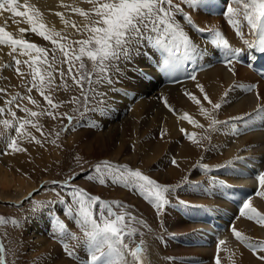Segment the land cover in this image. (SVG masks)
I'll use <instances>...</instances> for the list:
<instances>
[{
	"label": "snow or ice",
	"instance_id": "snow-or-ice-1",
	"mask_svg": "<svg viewBox=\"0 0 264 264\" xmlns=\"http://www.w3.org/2000/svg\"><path fill=\"white\" fill-rule=\"evenodd\" d=\"M82 2L90 7L85 10L78 6L61 5L83 18L82 25L66 19L62 12L55 13L65 28L70 26L83 36L81 39L70 40L60 31L49 29L44 23L43 14L28 0H25L23 4L19 3V0H0V14L9 12L13 18L21 17L29 25L28 29L19 28L21 34L31 31L45 41H50L53 46L51 49L39 47L26 39L14 38L5 27H0V46H7L10 49L8 55L12 59L11 63L0 64V69H14L20 80L19 85L0 86V99H3L0 116L11 117V119L0 120V127L15 132L14 136L6 140V147L10 150L5 152L6 155L26 152L27 148L21 146L22 140L43 147L47 137L38 118L44 115L53 120L67 118L71 123L73 117L68 113L60 112L59 109L65 104H73L77 106L73 108L74 112L79 111L80 106L88 111L87 105L90 99L95 100L97 96L105 95L104 92L97 91L96 86L107 85L113 92L128 95L129 90L147 87L152 79L159 78L160 74L173 79L178 71H184L185 63H195L203 58L207 51L194 42L190 33L210 34L213 50H221V62L227 71L232 76L237 74L235 65L240 63V58L244 54L243 50L232 47L216 26L201 28L194 20V15H199L203 9L212 7L209 0H82ZM223 3L224 8L220 14L235 30L236 36L243 40L248 48L256 46L258 51L264 53V0H223ZM234 5L240 7H234ZM241 14L251 34L257 39L244 40L240 22L236 19ZM49 51L52 52L51 58H49ZM57 52L61 54L62 59H58ZM18 57H27V59L22 60ZM57 64L61 67H56ZM65 65L66 70L63 67ZM248 67L252 65L249 64ZM187 76L188 79L197 80L195 69L187 73ZM0 79L7 78L0 77ZM117 79L124 84V87L115 86ZM9 87L21 88L23 92L15 91L9 94ZM196 87L203 94V100L210 105V108L204 107L198 96L186 89L184 95L193 104L200 106V115L209 121L207 127L205 128V125L197 122L187 112L178 116V119L204 130V134L198 139L196 133H189L184 128H180L184 137L197 148H209L212 140L211 133L220 131V125L232 128V122L243 121L247 117L249 124L246 130L250 131L254 130L250 123L253 119L264 120V103L257 104L254 116L245 113L220 121L214 115L228 103L231 91L241 88L246 92H253L256 88L254 84L233 82L225 88L217 102L209 98L201 84L197 83ZM77 89L79 95H72L67 100L54 102V94L57 92H70ZM34 90L43 98V104L33 97ZM255 95L257 101L262 99L259 92ZM24 101L26 103H23ZM164 104L170 112L176 114V110L167 103V100ZM28 105L42 108V110L35 111ZM17 111L24 115H17ZM91 111L97 112L103 109L97 107ZM29 129L40 133L44 140L37 138ZM65 130L66 126L60 129L61 132ZM232 131L239 132L235 128H232ZM59 134L60 132L56 133L57 137ZM165 135L166 132L161 131L162 139ZM202 141H209V145L202 144ZM51 143L55 144L56 141L52 140ZM248 159L238 155L233 160L227 161L224 166L233 165L235 162H245ZM171 163L179 166L174 158ZM193 169H202L207 173L209 166L198 160L193 165ZM94 172L96 175L90 174L85 178L89 181H95L98 178L99 184L105 185L106 176L113 185L137 191L150 201L158 219H163L167 214L171 207V194L180 186L159 183L139 169L130 168L127 164H113L108 160L96 164ZM240 174L243 175V173ZM75 178V175H72L63 182L61 189L66 188L67 192L65 195L57 193V199L50 204L62 206L63 216L75 224L80 235L69 229L55 208H47L50 226L53 228V239L61 244V255L68 259L69 264H150L148 247L142 238L143 233L140 234L139 243H135L132 237L136 235L137 229L131 226L132 222L136 221L148 229L147 223L137 220V217L130 212L124 211L129 206L123 202L103 200L77 186L74 183ZM209 179L212 184L224 186L225 182L218 180L215 176ZM255 180L256 190L252 195H246L240 203L238 218H246L264 227V213L259 212L252 204L253 196L264 200V171H259ZM182 183L198 182L183 177ZM66 197L71 200V203H68ZM177 204L183 208L202 207L191 205L184 200H178ZM43 207L45 206L35 202L33 211L40 213ZM114 209H120V211L117 212ZM5 222L6 218L0 217V223ZM230 231L236 241L243 244L261 264H264V241L251 242V238L237 230L235 224L230 225ZM125 238H128V242H125ZM67 241L72 243L69 244ZM225 243V240H218L214 264H221L219 254ZM132 244L135 246H131ZM7 251L5 246L0 244V264H7ZM48 259L52 257L49 256ZM233 264H235L234 261Z\"/></svg>",
	"mask_w": 264,
	"mask_h": 264
},
{
	"label": "bare ground",
	"instance_id": "bare-ground-1",
	"mask_svg": "<svg viewBox=\"0 0 264 264\" xmlns=\"http://www.w3.org/2000/svg\"><path fill=\"white\" fill-rule=\"evenodd\" d=\"M24 2L25 0H19L21 4ZM28 2L40 10L43 14L44 23L49 29H55L67 35H73L75 29L70 26L65 28V25L61 23L60 18L55 13H64L65 18L71 21L75 19L82 21L83 19L61 5L90 7L82 0H28ZM209 4L212 5L211 8L203 9L199 15H194L196 24L201 28L216 26L232 47L243 48L246 51L243 40L236 36L235 30L220 14L224 8L223 0H209ZM234 7L240 6L234 5ZM236 19L240 22L244 40L252 41L254 36L243 19V15L237 16ZM0 27H5L8 31H16L23 36L24 33L21 34L19 28L28 29L29 25L23 21V18H13L11 13L4 12L0 14ZM198 33H190V35L199 47L207 50L203 58L198 59L195 63H185L183 65L184 71H178L171 79L170 84H163L161 78H169L160 74L159 78L154 77L147 87L129 90L128 95L113 92L109 86L104 85L103 92L105 95L97 106L102 108L103 111L92 113L93 121L95 120L97 123L92 122L91 125L97 126L96 129L82 128V131H78L74 135L84 146L83 150L92 151L96 155H104L107 152L106 157L120 162H132L131 160L136 155L140 156L146 161L145 165L152 167L153 176H151L159 183L167 185H173L175 180L173 176L179 175V171L171 168L168 162L170 157H174L180 168L185 165L189 167L186 176L191 181L198 182L179 186L171 194V207L163 219L155 220L152 215L153 211L146 204L135 200V203L148 215L150 220L147 221L145 218L140 217L150 227L143 229V232H141L143 233L142 238L148 247L150 264H214L218 240L226 241L219 254L221 264H233V261L235 264H261L249 249L235 240L231 234L230 225L235 224L237 230L251 238V242L264 241V227L246 218H238L239 205L245 198L244 196L252 195L256 190V174L259 171H264V121L253 119L250 123L254 130L250 131L246 130L249 124L247 117L243 121H234L232 122V128L239 130L238 133H234L230 127L220 125V131L211 133L210 147H203L202 153L198 155L200 150L184 137L180 132V128H184L189 133H196L197 138L204 134V130L190 125L187 121L178 119V116L187 112L197 122L205 125L206 128L209 121L200 115V106L193 104L184 95V90L186 89L197 95L203 106L210 108V105L203 100V94L200 93L196 84H201L209 98L217 102L220 100L225 88L233 82L245 85L254 84L256 88L253 92H246L241 88L231 91L228 103L217 113H214L216 119L225 121L229 117L245 113L254 116V109L257 104L264 103V81L257 78L248 68L239 63L235 65L236 76H232L224 64L216 62L215 52ZM40 42L45 44L43 41ZM9 52L10 49L7 46H0V64L12 62L11 56L8 55ZM58 54L61 55L59 52ZM18 58L27 59V57ZM193 69H195L196 81L188 79L187 76V73H191ZM0 76L6 77V80H10L13 85L19 79L14 69H0ZM175 80L179 82H174ZM115 86L121 88L124 87V84L117 79ZM256 92H259L262 97L260 101L256 100ZM165 100L176 110V114L165 107ZM161 131L166 132L163 139L161 138ZM116 136L118 139L113 141L112 138ZM123 138L127 139L128 144L131 142L136 147L134 153H129V150H127L124 155L122 152L124 148ZM204 145H209V141H204ZM149 152L153 156L152 159H150ZM238 155L249 159L245 162H235L233 165L224 166L227 161L233 160ZM191 158H195L192 164ZM198 160L209 166L207 173L202 169H193V165ZM161 166L162 169H168L165 174L155 172V167ZM10 173L0 170V181L3 188L4 186L8 187L10 184L18 188L23 186V180L19 179L17 182L16 178L14 180L9 178ZM240 173H243V175ZM212 176L233 187L238 196L236 198L239 200L237 204H231L224 198L219 185L210 182L209 178ZM191 186L193 188H190ZM239 186L244 190L243 196L240 194ZM30 189L28 188V190ZM89 192L99 195V188L96 189L94 186ZM116 193L125 200H133L125 191H117ZM178 200L187 201L191 205L203 206L215 216L220 217L228 214V217L220 219L223 223L221 228L214 227L215 232L206 233L202 228L203 223H197L193 218L187 220L186 216L179 213ZM252 204L259 212L264 213V200L253 196ZM186 209L189 214L195 210V208ZM44 215L47 219L49 218V214ZM134 215L137 214L134 213ZM67 223H71V226L76 227L69 220ZM49 227L50 225L43 221L39 215L28 220L27 229L31 232V236L26 240L25 246L33 250L29 252L31 255L34 250L40 252L41 256L38 257L39 261L36 264H69L68 259L61 255V244L49 238L53 234ZM76 229L72 231L80 235L78 228ZM183 237L187 239L186 243L189 241L191 243H187L189 245L183 244L181 242ZM132 238L135 243H139L141 235ZM67 243L71 244L72 241H67ZM49 256L52 259L49 260ZM169 257L173 259L169 260Z\"/></svg>",
	"mask_w": 264,
	"mask_h": 264
},
{
	"label": "rangeland",
	"instance_id": "rangeland-1",
	"mask_svg": "<svg viewBox=\"0 0 264 264\" xmlns=\"http://www.w3.org/2000/svg\"><path fill=\"white\" fill-rule=\"evenodd\" d=\"M82 8H84L85 10L88 9L86 7ZM72 21L76 22L78 25H82L81 23L84 22L83 20L79 21L76 19ZM8 32H10L14 38L26 39L30 43H35L39 47H43L46 49H51L53 47L50 41H45L42 37L38 36L37 34L31 31H26L23 36L18 34L16 31ZM61 34L68 36L70 40L83 38V36L81 34H78L76 30L73 35H67L62 32ZM38 40L43 41L45 44H42ZM56 55L58 59H62V56L59 55L58 52L56 53ZM51 56L52 52L49 51V58H51ZM56 67L59 68L61 67V65L57 64ZM63 67L66 70V65ZM19 83L20 80L18 79L15 85H19ZM9 84L13 85L10 80L0 79V86H5ZM96 87L97 91H104V85H99ZM8 91L9 94H12L15 91L23 92V89L9 87ZM32 95L34 98L40 100L41 104L44 103L43 98L40 97L39 94L35 92V90L33 91ZM72 95H79V90L77 89L75 91L70 92L59 91L54 94V102H58L59 100H67ZM101 101L102 97L99 96H97L95 100L90 99L89 104L87 105L89 109L88 111H85L84 107L80 106L79 111L74 112L73 108L77 107L76 105H63L59 109V111L62 113H68L69 116H72L73 119L71 123H69L67 118H64L63 120H53L47 115L39 117V123L43 126V131L45 132V136L47 137V142L44 143L43 147H41L40 145H36L34 143L29 144L26 140H22L20 141L21 146L27 148V151L24 153H11L7 155L5 154V152L10 151L6 147V140L8 137L14 136L15 132L14 130H4L2 129V127H0V170L11 172L8 177L13 178V180L16 178L17 182L19 181V179L23 180V186H21L20 188L14 186L13 184L8 185V187L4 186L3 188V185H1L0 181V217L6 218L5 223H0V244H3L6 250H8L6 255L7 264H34V262L35 264L38 263V257L41 256L40 252L34 250L32 256L29 252L33 250H31L28 246H25L26 240L29 238V236H31V232L27 229V225L28 220L33 219V217L38 215L40 218H42L43 221L47 222L50 225L49 218L47 219L44 215L49 214L47 211L48 207H53L57 210V212L60 214V218L65 221L71 231L77 228L71 226V223H67L68 219L65 218L61 212L62 206H60L59 204H50V202L57 199V193L65 195L67 189L65 188L62 190L61 185L64 181H67L68 178L72 175H75L76 177L74 183L88 192L89 190H92L94 186L96 189L99 188V195L89 192L90 194L99 196L103 200H116L128 205L129 207L124 209V211L130 212L132 215H134V213L137 214L136 216L134 215L135 217H137V220H143L142 218H145V220L150 221L148 219V215L140 209L139 205L135 203V200H139L141 203L146 204V206H148L153 211L152 215L154 219L158 220V218L156 217L155 209L151 206L150 201L146 200L137 191L125 189L120 185H113L106 176L105 185H100L98 182V178L95 181H89L85 178L90 174L96 175L94 172V166L103 160H108L113 164H127L130 168L139 169L144 174L149 175L151 178H153L152 167L149 165H145L146 161L140 156L136 155L131 160L132 162H120L118 160H113L111 158L106 157V154H108L107 152L104 155H96L92 153V151L83 150L84 146L75 137V135L77 134L76 132L82 131V128H88L93 130L96 129L97 126L91 125L92 122H94L95 124L97 123V121H93L94 117L92 114L93 111H91V109L97 108L98 104L101 103ZM23 103H26V101H24ZM0 106H3V99H0ZM28 106L35 111L42 110V108H37L32 105ZM44 107H46V105H44ZM17 115L22 116L24 114L17 111ZM5 118L11 119L10 116H0V120ZM65 126L66 130L61 132V127ZM29 130L32 131V133L36 135L37 138L44 140V137H41L40 133L35 132L34 129ZM57 132H60L58 137L56 135ZM117 139V136L112 138L113 141ZM52 140H55L56 143H51ZM122 141V144H124V148L122 150L124 155L127 150H129V153L135 152L136 147L133 145V143L129 142L128 144L126 138H123ZM202 144H204V141H202ZM198 150L201 151H198L199 155L202 153L203 147L198 148ZM150 156V159H152L153 156L151 153ZM173 158L174 157H170L168 159L169 165L171 166V168H174L175 171H179L178 176H173V178L175 179L173 185L183 186L185 184L182 183V178L187 177L186 175H188L189 167L185 165L183 166V168H180V165L178 163V167L173 165L171 163ZM174 159L176 160V158ZM193 159L195 158H191V164L194 162ZM167 170L168 169L166 168L162 169V166L155 167V172H162L163 174H165ZM28 188L31 189L28 190ZM190 188L193 187L191 186ZM117 191H125L133 200L129 201L125 200L123 197H119L116 193ZM21 193L23 194L20 195ZM66 200H68V203H71V200L68 197H66ZM35 202H39L41 205L45 206L40 209V213L42 214L33 211ZM114 210L117 212L120 211V209ZM13 221H15L16 223L13 224ZM131 226L137 229V233L135 235L136 237H139V234L143 232V229H145L136 221H133ZM49 228V230L53 232V228L51 226ZM49 238L58 243L57 240L53 239V234H51ZM125 242H128V238H125ZM131 246L134 247L135 244H132Z\"/></svg>",
	"mask_w": 264,
	"mask_h": 264
}]
</instances>
